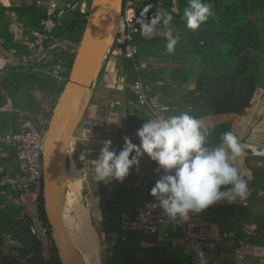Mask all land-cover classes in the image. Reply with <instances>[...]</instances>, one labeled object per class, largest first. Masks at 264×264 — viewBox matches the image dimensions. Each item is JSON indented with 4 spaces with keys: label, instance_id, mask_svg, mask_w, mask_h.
<instances>
[{
    "label": "trees",
    "instance_id": "1",
    "mask_svg": "<svg viewBox=\"0 0 264 264\" xmlns=\"http://www.w3.org/2000/svg\"><path fill=\"white\" fill-rule=\"evenodd\" d=\"M83 1L89 7L90 0H68L69 6L56 15V28L45 44V53L51 54L50 60H46L47 55L41 61L35 60L31 67L7 68L0 76V132H17L20 115L35 126L44 124L47 128L74 58L62 47L49 49L58 43L65 44L68 50L78 46L88 11H80ZM5 11L9 12L8 16ZM0 12L5 49L14 47L19 54L29 53L14 42L10 26L21 25V34L38 29L45 18L44 11L33 1L15 0L8 9L0 8ZM136 15L138 32L134 36L137 45L134 59L125 57L120 51L119 66L126 84L125 105L132 99L129 85L137 77L148 85L151 94L160 97L175 124L174 134L183 152L181 165L187 172L184 185L188 207L220 232L235 234L236 244L225 242L218 251L204 254L206 264H258L257 258L252 256L237 260L234 251L238 241L264 249V201L257 191L246 206L230 202L225 195L231 191L222 192V185L205 176V173L220 176L229 171H209L199 154L227 152L236 143L230 139L229 124L200 129L196 123L212 115L243 116L251 107L254 94L264 91V0H137ZM141 62L147 63L146 68L137 71ZM57 65L67 69L66 81L61 85L48 74ZM125 123L129 136L145 130L144 118L130 116L127 109ZM1 146L8 150V146ZM242 150L246 155L245 165L255 179L252 185L264 190V168L260 165L264 159ZM137 152L136 145L129 144L123 153L114 155V159L103 161L96 175L99 179L96 184L99 212L96 234L105 253L102 264H189L190 258L178 250L144 247L143 243L154 241L151 235L119 229L120 213L132 212L140 205L162 206L153 195L158 188L156 185L151 186L149 196L142 200L133 196L131 179L121 167L134 161L133 154ZM9 161L11 164L15 161L12 152ZM235 177L238 176L234 173L225 180ZM211 186L218 190L213 188L208 192ZM208 198L212 200L210 207L202 203ZM2 203L0 198V205ZM37 215L41 224L50 229L43 211L42 191ZM165 221L170 237L179 238L181 228L176 211ZM31 223L32 217L24 205L0 208V264H60L53 245L47 252L42 249ZM246 223L256 226L258 237L245 241L242 225Z\"/></svg>",
    "mask_w": 264,
    "mask_h": 264
},
{
    "label": "built area",
    "instance_id": "2",
    "mask_svg": "<svg viewBox=\"0 0 264 264\" xmlns=\"http://www.w3.org/2000/svg\"><path fill=\"white\" fill-rule=\"evenodd\" d=\"M15 0H0V8L8 9ZM34 2L37 8L44 11L45 18L40 28L32 29L21 34L14 42L29 53L17 52L11 47L5 49L6 40L0 29V70L16 68L18 66L31 67L35 60L47 54L45 44L49 41L51 33L56 28L55 17L63 8L69 6L68 0H27ZM137 0H122V9L118 25L116 44L122 54L134 59L137 45L134 36L138 32L136 26ZM88 9L86 1L80 4L81 13ZM8 16L9 12L5 11ZM0 12V20L2 19ZM42 56V57H41ZM146 68L141 62L137 71ZM67 69L57 65L48 74L56 80L58 85L65 83ZM131 100L126 101V109L130 116H142L145 120L144 140L136 144L138 152L134 154L135 160L121 167L131 179V191L137 200L149 196L152 185L158 186L153 193L161 201L160 208L151 204L137 206L132 212H122L119 215V229L122 232L142 231L154 237L153 242L143 243L144 247H170L178 250L182 255L190 258L189 264H206L204 254L216 252L225 242L235 243L233 232H220L214 225L201 220L199 215L188 207L189 198L186 193L184 178L187 172L181 165L182 150L178 147L174 134L175 124L168 115V108L161 102L156 94H151L148 85L139 77L129 85ZM20 127L15 133L0 132V198L4 209L6 205L19 206L33 204L37 207L42 191V144L45 134L44 124L35 126L31 120L19 118ZM1 145L8 146V150ZM252 156H264V146L250 149ZM14 154V163H9L10 153ZM7 160V161H6ZM259 196L264 200V190H258ZM204 205L211 206L210 198L202 201ZM179 219L181 236L171 238L167 231L166 219L174 212ZM32 231L36 234L42 249L47 252L53 245L50 231L41 224L37 213L32 216ZM245 241L256 237L254 224L242 225ZM248 245L238 241L234 254L237 260L245 256H254L258 264H264V250L247 251Z\"/></svg>",
    "mask_w": 264,
    "mask_h": 264
},
{
    "label": "water",
    "instance_id": "3",
    "mask_svg": "<svg viewBox=\"0 0 264 264\" xmlns=\"http://www.w3.org/2000/svg\"><path fill=\"white\" fill-rule=\"evenodd\" d=\"M121 7L122 0H90L78 46L68 50L65 44L58 43L49 49L62 47L74 56L68 79L51 111L42 144L43 211L60 264H87L64 224L65 209L73 200L66 178L67 170L72 165L75 168L69 147L115 44Z\"/></svg>",
    "mask_w": 264,
    "mask_h": 264
},
{
    "label": "crops",
    "instance_id": "4",
    "mask_svg": "<svg viewBox=\"0 0 264 264\" xmlns=\"http://www.w3.org/2000/svg\"><path fill=\"white\" fill-rule=\"evenodd\" d=\"M11 19L15 22L14 17L11 16ZM20 28L21 25L10 26V32L13 35V38L19 39L21 37V33L23 32ZM167 31L170 33L169 29ZM45 56L46 54L42 57V59ZM120 58L121 53L120 56L113 55L111 53L105 63L102 78L103 84L108 88H113V85L115 84L114 71L116 69V64L119 65L120 63ZM108 61L110 66L108 69H106ZM4 71V69L0 70V76L3 75ZM97 85L98 81L95 89L97 88ZM95 92L97 91H94L93 96ZM117 92H119V90H117ZM124 99L123 93V102ZM122 117L123 115L118 114V112L115 110L108 111L106 106H91L89 103L83 119L77 127L76 133L74 135L75 139L77 140L76 154L80 164L78 165L75 161V157L72 156L76 168L75 170L74 166L72 165L74 168V175H76L78 172L82 175L83 179L88 180L91 187L94 188V190H92L91 196L94 198L97 206L98 201L96 199V184L97 180L99 179L96 175L99 171L101 163L107 159H114L112 157L114 155L123 153L126 146L129 144L136 145L139 141L144 140L145 138L143 132L135 131L129 141L123 142L120 141L121 139L118 140L119 137L117 131L123 127L124 123V119H122ZM223 124L230 125V139L236 143L235 147L229 149L227 152L199 154V159L209 171H229L228 173L222 174L220 176L217 174L209 175L210 173H205V176H209V180L216 181V184L222 185V192L231 191L229 194L225 195L230 202H235L246 206L251 195L260 189L255 188L252 185L255 179L252 176L251 171L245 165L246 155L242 148L250 151V149L254 147L264 146V91L258 90L254 94L251 100V107L243 116H237L234 114L212 115L200 118L196 123L197 127L200 129L215 127ZM252 157L261 160L264 159V156ZM252 164L255 165V163ZM260 165L262 168H264V161H262ZM234 173L237 174L238 177L225 180V177H230ZM213 188V186L208 187L207 191L212 192ZM254 248H256L259 252L264 250L257 246L248 245L247 251L253 252Z\"/></svg>",
    "mask_w": 264,
    "mask_h": 264
},
{
    "label": "rangeland",
    "instance_id": "5",
    "mask_svg": "<svg viewBox=\"0 0 264 264\" xmlns=\"http://www.w3.org/2000/svg\"><path fill=\"white\" fill-rule=\"evenodd\" d=\"M112 54L120 56V49L117 44L114 45ZM50 59H51V54L47 56L46 60H50ZM109 66L110 64L108 61L106 69H108ZM4 70H5L4 72H6L7 68H5ZM114 72H115L114 73L115 84L113 85V88L112 87L108 88L106 87V85L103 84V78H102L103 73L101 74V77L98 80L97 88L95 89L97 92H95L93 96V99L91 101V106L92 105H97L98 107H101V105L106 106L108 111L115 110L116 112H118V114L123 115L122 117V119H124L123 127L117 131L118 137H119L118 140L121 139L120 141L127 142L131 139V136H129L127 132V128L125 127L126 123H125L124 114L126 112V105L122 100V95L124 93L126 84L124 81L123 71L118 64H116V69ZM117 90H119V92H117ZM72 141L69 147V154L70 156L75 157V161L77 162L78 165H80L78 161V156L76 154V151H77L76 141L77 140L75 139V136H74V141L73 142ZM132 157L134 158V156ZM68 172H69V169L67 170V173ZM69 181H70L69 182L70 184H75L77 182L79 183V190L77 191L78 200L80 202L79 204H81L82 207L88 210L89 217H90V223L92 225L93 224L95 225L94 230H95V233H97V229H99V223H98L99 222V212H98V206L95 203L94 198L91 196L92 190H94V188H92L88 180H84L82 175L79 174L78 172L76 173V175H74V173L71 172L69 174ZM25 209H26L27 214L30 215L31 217L36 215L37 213V207L33 204L26 205ZM97 239H98V236H97ZM97 241H98V249H99L98 250L99 262L100 264H102V259L104 258L105 253H104V250L99 245V239Z\"/></svg>",
    "mask_w": 264,
    "mask_h": 264
},
{
    "label": "bare ground",
    "instance_id": "6",
    "mask_svg": "<svg viewBox=\"0 0 264 264\" xmlns=\"http://www.w3.org/2000/svg\"><path fill=\"white\" fill-rule=\"evenodd\" d=\"M73 139H71L72 141ZM70 141V144H71ZM74 168L71 166L66 174L68 187L73 197L72 202L69 201L64 212V224L67 228L69 236L81 250L86 258L87 264H99L98 239L94 227L90 223L89 212L79 204L77 191L79 183L70 184L69 174ZM71 180V179H70Z\"/></svg>",
    "mask_w": 264,
    "mask_h": 264
}]
</instances>
